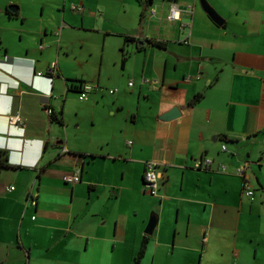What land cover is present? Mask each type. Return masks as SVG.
<instances>
[{"label":"crops","instance_id":"obj_1","mask_svg":"<svg viewBox=\"0 0 264 264\" xmlns=\"http://www.w3.org/2000/svg\"><path fill=\"white\" fill-rule=\"evenodd\" d=\"M172 3L179 19L167 18ZM8 4L0 264H134L144 237L138 264H264V0H48L39 16L21 4L8 15ZM54 62L51 80L35 75ZM82 82L96 85L86 100ZM200 157L207 169L193 168ZM147 160L160 163L157 195L142 186ZM77 168L80 181L64 183Z\"/></svg>","mask_w":264,"mask_h":264},{"label":"built area","instance_id":"obj_2","mask_svg":"<svg viewBox=\"0 0 264 264\" xmlns=\"http://www.w3.org/2000/svg\"><path fill=\"white\" fill-rule=\"evenodd\" d=\"M191 7H188L187 11L191 12ZM74 9L80 11L82 10V7L80 6H74ZM179 11L180 9L178 8V5L176 3H172L170 8H169V12L167 15V18L169 20H176L179 19ZM189 24H182L181 28H184L185 26L187 27ZM42 44H38V48H42ZM55 69H56V62L52 63L50 68L46 71L45 74H42L41 72H37L35 73L36 76H43L46 77L47 79L51 80L52 79V74L55 73ZM142 83L148 85L151 88H155L159 81L158 79H150V78H146L142 80ZM133 82L132 80H130L128 82L129 86H132ZM96 85H94L93 83L90 82H82L81 84H79V87L77 89L78 91V99L80 100H86L88 97V94L95 89ZM109 93H112L113 90L109 89L108 90ZM49 113H51L52 111L50 109L47 110ZM18 121L17 116L11 115L8 117V122L10 124H14ZM221 150L225 151L226 150V146L225 144L221 145ZM64 151V149H63ZM262 156H264V147L262 148ZM212 160L208 157H200L197 158L193 161V168L194 169H207L210 164H211ZM221 170H225V166L221 165L220 166ZM245 169L246 166L245 165H240L238 167L235 168V173L242 177V194L247 196L248 198H252L253 196V188L251 187L249 181L246 179L245 177ZM62 181L66 184H76L80 181V171L79 169H75L71 174H64L62 175ZM163 181V174L161 172L160 169V163H158L155 160H147L144 163V171H143V175H142V186L144 191H146L148 194L150 195H157L158 194V189L160 188V185ZM12 189V187L8 188ZM32 204H35V201L32 200Z\"/></svg>","mask_w":264,"mask_h":264},{"label":"trees","instance_id":"obj_3","mask_svg":"<svg viewBox=\"0 0 264 264\" xmlns=\"http://www.w3.org/2000/svg\"><path fill=\"white\" fill-rule=\"evenodd\" d=\"M6 13L8 15H12L13 13H11L10 11L6 10ZM127 41H134L137 45L136 49L137 50H142L143 48H145L146 46L149 47H154L156 49H164L165 48V42L162 40H157V39H153V38H134V37H128V36H124V42ZM125 60V55H123L122 58V62H124ZM78 88V86H75V89ZM203 97V93L202 92H198L196 94H194L187 102H186V107L187 108H191L194 105H196ZM51 119L52 120H56L55 116L51 115ZM57 121V120H56ZM60 123V121H59ZM224 141H228L224 136H222L221 138ZM92 156V155H91ZM8 160L5 156V151L4 149L0 148V169L2 168H6L8 166L7 164ZM146 242H147V238L144 237L142 240V243L140 245V248L138 250L137 255L134 258V264H138L139 260L141 259L145 247H146Z\"/></svg>","mask_w":264,"mask_h":264},{"label":"water","instance_id":"obj_4","mask_svg":"<svg viewBox=\"0 0 264 264\" xmlns=\"http://www.w3.org/2000/svg\"><path fill=\"white\" fill-rule=\"evenodd\" d=\"M7 9L13 13L16 11V7H14L13 5L7 6ZM8 66L9 64L7 62L0 61V76L4 74L5 75L9 74ZM179 114H180L179 109L177 107H173L172 109H170V111H168L166 114L161 116V119L164 120L172 119L174 117H177ZM155 223H156L155 217L151 216L148 219L144 232L148 235L152 234V231L155 227Z\"/></svg>","mask_w":264,"mask_h":264},{"label":"rangeland","instance_id":"obj_5","mask_svg":"<svg viewBox=\"0 0 264 264\" xmlns=\"http://www.w3.org/2000/svg\"><path fill=\"white\" fill-rule=\"evenodd\" d=\"M3 4L9 3L8 5H22L23 8L25 9V15L31 16H39L41 14V4L43 2H46L48 0H0ZM191 7V6H190ZM52 15L53 11L49 12V10L45 7V15ZM77 97V96H75ZM77 99V98H76Z\"/></svg>","mask_w":264,"mask_h":264},{"label":"flooded vegetation","instance_id":"obj_6","mask_svg":"<svg viewBox=\"0 0 264 264\" xmlns=\"http://www.w3.org/2000/svg\"><path fill=\"white\" fill-rule=\"evenodd\" d=\"M11 13H13V12H11ZM13 14H14V13H13ZM56 75H58V68H57V65H56L55 73L52 74V76L54 77V76H56Z\"/></svg>","mask_w":264,"mask_h":264}]
</instances>
